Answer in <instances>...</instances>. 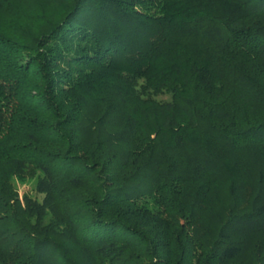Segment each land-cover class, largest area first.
Here are the masks:
<instances>
[{"label":"trees","instance_id":"obj_1","mask_svg":"<svg viewBox=\"0 0 264 264\" xmlns=\"http://www.w3.org/2000/svg\"><path fill=\"white\" fill-rule=\"evenodd\" d=\"M27 1L0 0V264H264V0Z\"/></svg>","mask_w":264,"mask_h":264},{"label":"rangeland","instance_id":"obj_2","mask_svg":"<svg viewBox=\"0 0 264 264\" xmlns=\"http://www.w3.org/2000/svg\"><path fill=\"white\" fill-rule=\"evenodd\" d=\"M22 4H23V8H25L27 12H30L31 7H30V5L28 4V1L26 0V2H24V1L22 0ZM32 10H33V9H32ZM153 96H154L156 99H158V100H168V99L170 98L169 94H166V93L155 94V95H153ZM32 177H36V176L26 177V178H24V179H22V180L18 178V179L21 181V184L23 185V187L21 188V191L18 192L20 198H22L24 194H29L30 192L35 191L36 198L40 199V194H38V193L36 192L35 187H34V189H33L32 187H27L26 184H25V182H26L27 180H29L30 178H32ZM41 197H42V196H41Z\"/></svg>","mask_w":264,"mask_h":264},{"label":"clouds","instance_id":"obj_3","mask_svg":"<svg viewBox=\"0 0 264 264\" xmlns=\"http://www.w3.org/2000/svg\"><path fill=\"white\" fill-rule=\"evenodd\" d=\"M39 175H40V173H37L36 177H32L29 180H27L25 182L26 186L32 187L34 189L35 185L37 184V179H38ZM9 182L13 185L14 191H17V192L21 191V188L23 187V185L21 184V181L18 179L17 176H15V175L11 176ZM29 195L32 198H36L35 191L30 192Z\"/></svg>","mask_w":264,"mask_h":264}]
</instances>
